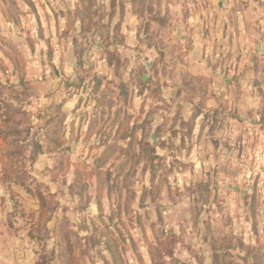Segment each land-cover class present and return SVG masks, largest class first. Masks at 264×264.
Listing matches in <instances>:
<instances>
[{
  "label": "rangeland",
  "instance_id": "374dc122",
  "mask_svg": "<svg viewBox=\"0 0 264 264\" xmlns=\"http://www.w3.org/2000/svg\"><path fill=\"white\" fill-rule=\"evenodd\" d=\"M127 1L0 0V212L26 241L23 264H264V214L250 211L264 203L253 195L264 171V0H224L225 60L256 76L253 102H236L255 107L253 123L231 134L256 159L242 163V192L229 200L203 190L207 167L185 161L198 152L181 144L192 135L179 120L155 127L181 104L162 98L167 87L193 105L190 74L158 82L161 67L142 64L144 30L135 39L161 3L186 1L135 0L144 18L132 28ZM127 39L129 52L116 50Z\"/></svg>",
  "mask_w": 264,
  "mask_h": 264
},
{
  "label": "crops",
  "instance_id": "0c3cea01",
  "mask_svg": "<svg viewBox=\"0 0 264 264\" xmlns=\"http://www.w3.org/2000/svg\"><path fill=\"white\" fill-rule=\"evenodd\" d=\"M161 1L155 0V3L160 4ZM185 1L186 6H174L167 3L163 8H161V3L160 9L152 14L154 21L152 22L151 17H148L147 23H143L138 17L141 15L144 18V15L135 9V0H128L125 4V11L129 15L127 16L130 23L128 26L132 28V24L135 22L133 19L141 20L136 22L138 28L135 32V39L142 35H144L142 39L147 37V40L144 41L145 43L149 41L148 47H141L143 49L142 64L145 66L149 64L156 69L161 67V70H158L160 71L159 75H156L158 82L168 84L174 80V84L181 83L182 81L177 76H169L171 72L168 76L166 75L168 71L175 69L185 68L181 72L191 76L192 85L187 90V97L188 100L191 99L193 105L189 104L190 102L183 104L181 102L183 96H180L183 93L174 95L171 92V86L167 87L163 91L162 98L170 104L176 101L181 104L177 108L162 113L160 117L157 116L160 119H157L155 127L160 126L159 121L162 123L163 117L167 119L172 117V126L179 120L176 129H180L181 132L186 128L192 135L191 140L186 137L181 144L191 146V148L196 147L198 152L195 154L192 149L185 161L189 163L201 162L204 167H207L205 176H203L205 177L203 190L209 193V196L214 195L219 198L221 195L228 200L230 198L237 199V195L242 192V163H250L256 158L253 156L254 152L249 150L251 147L247 148V146L244 148V154L240 155L239 150L235 148L242 147L246 141L239 138L237 140L231 134L235 132L234 126L240 125L241 122L248 125L247 128L253 123L251 116L254 114L255 107H251L250 104L244 106L245 103H242L243 105L240 107L236 102L245 99L246 96L249 101L253 102L256 93L252 89V84L256 76L253 75L254 71L251 69L250 63L246 62L245 65L244 61L231 60L227 62L225 60L226 43L230 41V38H227V32L233 33L231 27L227 26L230 12L225 10V1ZM137 2L143 7L154 8L151 0ZM165 17L166 19L170 17L173 21L170 20V25L163 27L165 22H159L157 19L164 20ZM169 27L171 28L169 29ZM147 28L149 31H145ZM141 29L144 30L142 35ZM253 36L255 35L253 34ZM232 41H236L235 36L231 43ZM119 48L120 52L127 51L128 53V48H131L130 41L127 39L125 44L117 45L116 50ZM162 70L163 73H161ZM227 84L235 89L234 93L227 90ZM242 91L245 93L244 96H241ZM178 125L180 128L177 127ZM252 126L254 128V125ZM252 128L248 130L252 131ZM196 134L198 137L194 138ZM211 135H214L216 139L210 138ZM199 148L201 149L200 154ZM253 184L254 190H256L253 194L255 197H258L260 193L264 194L262 193L264 191V171L254 178ZM249 187L247 190L251 191ZM258 206L253 207L250 211L256 210V212L264 214V203L262 208ZM225 207L226 211L231 208L230 205H225ZM9 228V221L3 219L0 212V264H23L22 259L26 257L28 251L25 249L26 245L24 248L21 247V243L26 241L14 236Z\"/></svg>",
  "mask_w": 264,
  "mask_h": 264
},
{
  "label": "built area",
  "instance_id": "2783aa9c",
  "mask_svg": "<svg viewBox=\"0 0 264 264\" xmlns=\"http://www.w3.org/2000/svg\"><path fill=\"white\" fill-rule=\"evenodd\" d=\"M258 158H259L260 163H261L262 165H264V153L261 154V155H259ZM259 174H260V171H259L258 173H255L256 176H258ZM246 178H247V179H250L251 176H246Z\"/></svg>",
  "mask_w": 264,
  "mask_h": 264
},
{
  "label": "water",
  "instance_id": "95a60500",
  "mask_svg": "<svg viewBox=\"0 0 264 264\" xmlns=\"http://www.w3.org/2000/svg\"><path fill=\"white\" fill-rule=\"evenodd\" d=\"M146 79H147V76H145L144 80L146 81Z\"/></svg>",
  "mask_w": 264,
  "mask_h": 264
}]
</instances>
